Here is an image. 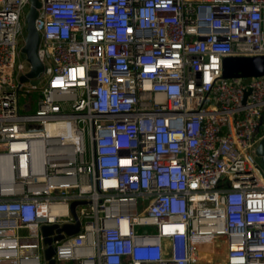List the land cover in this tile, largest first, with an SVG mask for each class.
<instances>
[{"label": "built area", "instance_id": "2783aa9c", "mask_svg": "<svg viewBox=\"0 0 264 264\" xmlns=\"http://www.w3.org/2000/svg\"><path fill=\"white\" fill-rule=\"evenodd\" d=\"M40 2L32 84L30 0H0V264H49L73 200L54 264H264V74L222 73L264 54V0Z\"/></svg>", "mask_w": 264, "mask_h": 264}, {"label": "water", "instance_id": "95a60500", "mask_svg": "<svg viewBox=\"0 0 264 264\" xmlns=\"http://www.w3.org/2000/svg\"><path fill=\"white\" fill-rule=\"evenodd\" d=\"M40 0H30V5L25 13L26 21V33L25 43L22 46V52L25 54L27 60L30 63V69L25 74L20 76V80L29 81L32 84H37L40 81L42 74L46 71V65L40 60L38 56V46L40 43V32L35 25V19L38 14V7L40 6ZM222 73L225 77H246L257 76L264 74V54H258L253 56H235L229 55L224 57L222 65ZM255 153L257 155V161L259 167L264 173V135L258 140ZM84 202L82 200H73L71 202V210L75 215L76 222L73 224H64L63 227H58L56 224L42 225V233L44 236V242L48 244L45 248V257L49 259V264H54V260L51 255L54 252V247L51 242L53 237L49 234L53 228H56L58 232L65 230L67 233H74L79 229V220L76 216L75 205ZM61 234H57L54 238H60Z\"/></svg>", "mask_w": 264, "mask_h": 264}, {"label": "rangeland", "instance_id": "374dc122", "mask_svg": "<svg viewBox=\"0 0 264 264\" xmlns=\"http://www.w3.org/2000/svg\"><path fill=\"white\" fill-rule=\"evenodd\" d=\"M26 87H29L30 83L26 82ZM39 99V90L32 89L31 92L19 93V105L22 111H33L37 107V101ZM206 247V250L200 254V258L203 262L208 264H223L224 257L227 252L226 244L223 238H205L202 240ZM163 244L166 246L168 241L164 238ZM167 254V253H166Z\"/></svg>", "mask_w": 264, "mask_h": 264}, {"label": "bare ground", "instance_id": "6f19581e", "mask_svg": "<svg viewBox=\"0 0 264 264\" xmlns=\"http://www.w3.org/2000/svg\"><path fill=\"white\" fill-rule=\"evenodd\" d=\"M206 247L207 246H205L203 243H200L199 244V254H201L203 251H205L206 250Z\"/></svg>", "mask_w": 264, "mask_h": 264}]
</instances>
